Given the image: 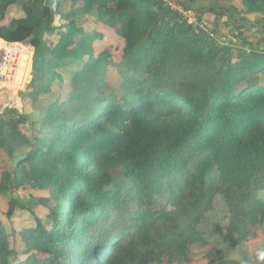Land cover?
Instances as JSON below:
<instances>
[{
	"label": "trees",
	"instance_id": "trees-1",
	"mask_svg": "<svg viewBox=\"0 0 264 264\" xmlns=\"http://www.w3.org/2000/svg\"><path fill=\"white\" fill-rule=\"evenodd\" d=\"M71 1L75 9L63 13L61 0H0V22L12 5L22 3L24 14L0 24V76L25 81L29 60L16 59L19 45L7 42L27 39L35 101L62 83L60 70L82 66L72 89L39 110L47 119L32 122L30 137L21 129L26 116L0 113V158L15 161L0 166V198L26 187L47 192L0 201L7 218L18 208L35 220L20 232L18 250L10 242L17 232L0 218V264H153L171 252L158 247L151 227L182 205L191 214L210 209L216 194L231 204L235 231L249 216L264 223V47L219 42L162 0ZM241 2L245 12L264 15V0ZM94 9L122 41L117 62L108 50L85 52L99 34L76 17ZM53 12L60 23L46 27L55 41L45 45L35 32ZM191 214L170 231L195 233ZM210 250L213 264H243Z\"/></svg>",
	"mask_w": 264,
	"mask_h": 264
},
{
	"label": "rangeland",
	"instance_id": "rangeland-1",
	"mask_svg": "<svg viewBox=\"0 0 264 264\" xmlns=\"http://www.w3.org/2000/svg\"><path fill=\"white\" fill-rule=\"evenodd\" d=\"M163 1V0H162ZM183 4H187L189 7H194L197 11L201 10V14L206 12L215 13L208 10L212 6L220 4L224 7L231 9L230 14L221 15L224 16V22H231V27L234 31L245 34V38H239L237 42L220 39V35L217 31H214L215 26L213 23L210 25L209 32H213V38L217 41L231 44L233 47L249 50L253 47H264V15L255 13L253 20L255 23L247 24L246 27H242L245 22V14L241 0H180ZM164 2V1H163ZM33 4H39L32 1ZM31 4V3H30ZM56 4L52 5V8ZM205 8V9H204ZM72 9H75V4L71 0H61L60 12L66 13ZM216 14V13H215ZM22 3L10 6L6 11L5 20L0 24L6 23L12 17H22ZM217 15V14H216ZM77 24L88 31H96L97 36L90 44L85 48V52L89 49L94 54H98L102 51L109 52L111 59L114 62L120 60V47L122 41L113 32L109 31L104 25L103 18L94 9L93 11L76 17ZM232 20V21H231ZM197 22H199V15L197 14ZM60 23L59 15L52 13L51 18L45 20L39 30L35 32V35L48 45L49 42L55 41V36H47L45 29L51 24L56 26ZM198 26V25H197ZM209 26V25H208ZM206 32V31H204ZM209 32H206L209 34ZM222 37V36H221ZM48 38V39H47ZM247 38L254 39L255 44H249ZM14 49V56L16 59L29 60V72L27 78L22 83H12L9 78L0 76V113L5 108H15L20 114L26 116L28 123L21 126L22 131L30 137L34 128L31 127L34 121V126H38L41 122H45L46 117L39 113V110L48 104L50 100H54L58 94H64L66 91L72 89L73 74L76 73L81 62H78L76 66L60 70L62 76V83L57 81L51 87V90L38 97L35 101L34 96L31 93L30 81L32 78V60L34 48L29 43L28 39L24 41ZM19 43V42H18ZM44 46V43L42 44ZM1 63V62H0ZM12 63V62H11ZM107 73L111 76V79H116L118 73L113 66H107ZM9 81V82H8ZM27 148L21 149L18 153L24 154L27 152ZM2 156V153H1ZM9 164H15L13 158L3 153L0 158V166L3 168L9 167ZM46 196V191H40L32 188H24L18 190L8 191L4 194V197L0 198L5 202L8 201L10 196L17 198L21 201L28 200L29 196ZM258 196L264 200V189L258 192ZM35 214L42 217L44 216V208L37 206L34 208ZM185 213L191 214L185 210L182 205L179 211L172 213L169 221L162 222L157 221L153 227H151V234L156 240L158 247L163 249H169L170 256H165L159 259L153 264H213L209 262V259L215 257L213 252H210L211 248H217L219 250L218 255L223 259H237L242 260L243 264H264V223L258 221L257 217H246L241 219L242 223H238L239 231H235L233 225V212H231V204L225 200L222 195L216 194L212 198L211 207L208 210L198 211L192 213L190 217L193 219V229L195 233H192L185 238V235L180 236L173 234L171 228L177 226L180 228V221L185 220ZM0 218L8 232L14 229L17 233L14 236L10 235V242L12 246H15L18 250L21 246L20 232L26 228L35 226V220L33 214L27 210L16 209L13 216L7 218L4 214H0ZM220 228L223 233L231 232L230 239H226L223 233H218L217 229ZM185 247L189 255V259L185 261ZM210 250V251H209ZM209 252V253H208Z\"/></svg>",
	"mask_w": 264,
	"mask_h": 264
},
{
	"label": "crops",
	"instance_id": "crops-1",
	"mask_svg": "<svg viewBox=\"0 0 264 264\" xmlns=\"http://www.w3.org/2000/svg\"><path fill=\"white\" fill-rule=\"evenodd\" d=\"M253 15H256L255 13H246L245 14V24L242 27H246L247 24H253L255 23V20H253ZM199 21L200 24L198 25L199 28H201L203 31L209 32V27L211 24H207V21L209 23H213L215 26L214 31H217L220 35V39H229L230 43L233 41L234 43L239 41V38L243 37L245 38V34H240V32L234 31L235 29L231 27V22H224V16L221 17L220 15H216L215 13H204V14H199ZM232 21V20H231ZM209 25V26H208ZM213 25H211L213 27ZM234 29V30H233ZM210 36H213V32H209ZM222 36V37H221ZM247 42L255 44L254 39H246ZM228 43V42H226Z\"/></svg>",
	"mask_w": 264,
	"mask_h": 264
},
{
	"label": "built area",
	"instance_id": "built-area-1",
	"mask_svg": "<svg viewBox=\"0 0 264 264\" xmlns=\"http://www.w3.org/2000/svg\"><path fill=\"white\" fill-rule=\"evenodd\" d=\"M164 4L170 7L174 12L189 24L199 25L197 22V13L187 4H183L180 0H163Z\"/></svg>",
	"mask_w": 264,
	"mask_h": 264
},
{
	"label": "bare ground",
	"instance_id": "bare-ground-1",
	"mask_svg": "<svg viewBox=\"0 0 264 264\" xmlns=\"http://www.w3.org/2000/svg\"><path fill=\"white\" fill-rule=\"evenodd\" d=\"M7 43H9V42H7ZM9 44H17V45H20L21 43H17V42H11V43H9Z\"/></svg>",
	"mask_w": 264,
	"mask_h": 264
},
{
	"label": "water",
	"instance_id": "water-1",
	"mask_svg": "<svg viewBox=\"0 0 264 264\" xmlns=\"http://www.w3.org/2000/svg\"><path fill=\"white\" fill-rule=\"evenodd\" d=\"M9 43H11V42H9ZM12 43H13V42H12ZM17 43H18V42H17ZM19 43H21V44H22L23 42H19Z\"/></svg>",
	"mask_w": 264,
	"mask_h": 264
}]
</instances>
